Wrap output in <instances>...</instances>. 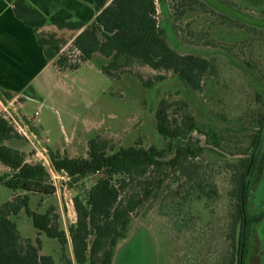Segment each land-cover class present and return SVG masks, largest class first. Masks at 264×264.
<instances>
[{
    "label": "rangeland",
    "instance_id": "374dc122",
    "mask_svg": "<svg viewBox=\"0 0 264 264\" xmlns=\"http://www.w3.org/2000/svg\"><path fill=\"white\" fill-rule=\"evenodd\" d=\"M184 2L163 0L159 4V19L176 50L203 57L215 66L216 73L208 77L203 89L193 92L173 73L149 67H135L134 75L115 81L101 72L97 64L101 60L99 56L78 69L60 72L53 66L32 86L34 99H23L13 110L31 121L35 131L42 128L39 136L48 148L49 157L51 151L87 159L89 142L99 136L111 140L115 150L129 146L167 147L168 141L156 130V111L162 101L176 118L191 114V128H197L201 134L212 128L229 149L239 144L238 129L243 122L240 117L247 120V110L258 111L252 92L257 88L264 91L261 84L264 83V0H200L207 12L189 11L176 20L177 8ZM57 34L68 41L62 53L67 52L69 62L79 60L80 55L71 48L74 34L69 31ZM254 65L261 72L254 70ZM244 76H248L251 84L248 80L243 82ZM147 81L153 83L152 88L144 86ZM247 135L244 146L249 142ZM19 149L32 155L31 162H37L28 142ZM172 156L167 155L165 160ZM252 160L246 178L245 205L248 217L257 216L259 220L252 225L245 263L264 264V126ZM227 164L228 159L223 158L200 165V173L215 182L219 190L220 200L212 207H207L197 196H190L184 207L174 206L170 195L177 190L179 179L170 173L165 182L169 187L160 196L164 201L151 198L145 203L140 217L132 223L128 238L119 243L114 264H206L203 260L213 252V246L217 249L220 246L216 231L221 232L226 224L220 221V215L213 214L210 218V214L214 209L218 213L227 202ZM8 171L0 163V176ZM97 179L95 175L72 183L69 178L65 183H57L58 192L48 196L0 184V204L17 195H28L30 209L36 213L43 214L49 207H56L67 231L74 217L75 198L82 197ZM172 207H176L173 212ZM12 219L23 237L35 240L37 231L24 211ZM40 238L43 255L52 256L55 264H67L56 239L45 234ZM66 255L73 260L70 241ZM219 257L218 252L210 259L212 264H217Z\"/></svg>",
    "mask_w": 264,
    "mask_h": 264
},
{
    "label": "trees",
    "instance_id": "16d2710c",
    "mask_svg": "<svg viewBox=\"0 0 264 264\" xmlns=\"http://www.w3.org/2000/svg\"><path fill=\"white\" fill-rule=\"evenodd\" d=\"M93 2L97 15L88 25L65 10L47 17L27 0H16L14 12L37 34L47 61L53 62L60 72L78 69L99 56L101 60L97 64L101 72L115 81L125 75H134L135 67H149L173 73L193 92H200L208 77L216 73L209 60L182 54L171 45L159 19V4L163 0ZM180 6L176 20L189 11L207 12L206 5L200 0H186ZM46 25L74 34L71 48L78 51L79 60L73 64L69 62L67 52L62 53L68 41L55 32L41 31ZM254 70L261 72L256 65ZM247 77L244 76L243 82L248 80ZM144 86L152 88L153 83L147 81ZM253 95L259 105L258 111L250 113L246 109L247 120L240 117L243 122L238 129L239 144L234 148L229 145L231 150L219 141L218 132L210 128L201 134L197 128H191V114L176 118L162 101L156 111V130L168 141L167 147L129 146L115 150L111 140L99 136L89 142L87 159L50 152L54 169L66 173L72 183L95 175L98 179L82 197L75 198L77 219L67 231L56 207H49L43 214L36 213L30 209L28 195H17L0 204V264H55L52 256L42 254V234L60 243L62 258L67 264H114L119 243L128 238L132 223L140 217L145 203L151 198H159L160 203L164 201L160 196L169 187L165 182L170 173L178 175L179 179L177 190L170 195L174 206L184 207L190 196L203 199L207 207L215 206L220 200L218 187L200 173V165L223 158L228 159V199L218 213L216 209L211 212L210 218L218 214L220 221L224 220L226 224L221 232L216 231L219 249L213 246V252L203 261L212 264L210 259L219 252L217 264H246L252 225L259 220L257 216L250 218L247 215L246 178L264 126V91L254 89ZM0 97L11 100L13 96L0 90ZM229 116L230 113L227 118ZM248 131L251 133L247 135ZM246 135L249 142L244 146ZM24 143H27L25 138L0 115V163L9 168V173L0 176V184L15 190L54 195L56 189L46 168L38 162H30L32 155L19 149ZM167 155L173 156L165 160ZM176 207H172L171 212ZM22 211L32 219L37 231L35 240L23 237L12 219ZM69 241L73 260L66 255Z\"/></svg>",
    "mask_w": 264,
    "mask_h": 264
},
{
    "label": "crops",
    "instance_id": "0c3cea01",
    "mask_svg": "<svg viewBox=\"0 0 264 264\" xmlns=\"http://www.w3.org/2000/svg\"><path fill=\"white\" fill-rule=\"evenodd\" d=\"M15 1L0 0V90L13 96L11 100L0 97V114L8 101L16 105L23 102V99H34L32 86L54 66L53 62L47 61L44 48L38 44L37 34L16 17ZM27 1L47 17L59 10H65L85 25L90 24L97 15L93 0ZM41 31L62 32L52 25H46ZM40 128L39 132L36 131L38 135L42 131Z\"/></svg>",
    "mask_w": 264,
    "mask_h": 264
},
{
    "label": "built area",
    "instance_id": "2783aa9c",
    "mask_svg": "<svg viewBox=\"0 0 264 264\" xmlns=\"http://www.w3.org/2000/svg\"><path fill=\"white\" fill-rule=\"evenodd\" d=\"M76 51V50H75ZM78 53V51H77ZM79 54V53H78ZM15 104L12 101H8L1 112V116L5 117L9 123L14 127L16 132L25 138L34 151V156L37 158V162L42 164L46 170L49 172L52 178V182L55 186L56 192L59 190V185L57 183H64L69 180V176L66 173L58 172L54 169L50 157L48 156V148L45 145L44 140L33 130L31 126V121L27 120L22 116L15 114L14 110ZM17 112V111H16ZM35 116L38 117L39 113L36 112ZM35 118V117H34ZM66 185V184H64ZM73 220L77 219L76 212L73 213Z\"/></svg>",
    "mask_w": 264,
    "mask_h": 264
}]
</instances>
